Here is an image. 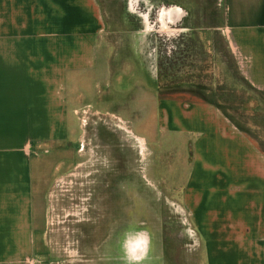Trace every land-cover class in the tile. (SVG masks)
Returning a JSON list of instances; mask_svg holds the SVG:
<instances>
[{"label": "crops", "instance_id": "1", "mask_svg": "<svg viewBox=\"0 0 264 264\" xmlns=\"http://www.w3.org/2000/svg\"><path fill=\"white\" fill-rule=\"evenodd\" d=\"M218 1L213 29L228 32L241 74L264 90V0ZM186 15L178 4L157 13L177 34L192 29ZM137 48L130 60L142 66ZM114 50L98 0H0V264H46L48 193L72 169L76 130L110 86ZM150 72L157 83L142 90L148 102L136 124L148 121L149 136L186 137L191 170L181 202L206 241L207 263L264 264V155L214 105L160 97Z\"/></svg>", "mask_w": 264, "mask_h": 264}, {"label": "rangeland", "instance_id": "2", "mask_svg": "<svg viewBox=\"0 0 264 264\" xmlns=\"http://www.w3.org/2000/svg\"><path fill=\"white\" fill-rule=\"evenodd\" d=\"M98 2L108 39L115 45L112 78L110 86L103 85L91 100L88 114H83L85 122L80 119L76 134L81 139L77 154L69 162L72 169L61 172L48 193L46 264H208L206 241L181 202L180 191L191 170L187 139L160 131L149 136L148 121L136 124L139 116L140 120L145 117L139 111L148 100L144 97L141 102L142 90L145 87L152 91L157 81L150 70L159 80L158 76H163L159 61L170 54L174 44L188 39L191 44L187 47L186 65L172 69L169 77H162L163 84L182 83L175 94L188 83L200 84L203 91L182 90L180 94L187 98L205 96L216 100L208 85L234 90L240 102L228 101L227 97L216 101L255 141L263 143L264 126L260 121L264 119L254 107L264 113V96L249 87L238 69L225 36L228 32L224 28L213 29L221 14L218 0ZM172 4L182 5L187 12L185 23L192 29L184 34H177L158 21L161 7ZM136 48L144 66L130 60ZM131 76L134 81H128ZM243 109H247L246 117L251 118V114L256 122L245 119L241 115ZM133 133L143 135L146 142ZM100 181H104L106 196L97 192ZM106 184L114 186L107 192ZM138 242L143 249L135 257L129 247Z\"/></svg>", "mask_w": 264, "mask_h": 264}, {"label": "trees", "instance_id": "3", "mask_svg": "<svg viewBox=\"0 0 264 264\" xmlns=\"http://www.w3.org/2000/svg\"><path fill=\"white\" fill-rule=\"evenodd\" d=\"M192 41L195 42V40H192ZM189 42H191V41L186 39L184 41L185 44H174L173 50H172V48H170V54L165 55L164 58L159 61V63H158L159 72L163 75V76H161V75L158 76L159 77V82H160L158 91H159L160 97L173 95V94H175V90L176 89L182 88V86H181L182 83L181 82H179V83L178 82H176V83L170 82V83H164L163 84L162 77H164V78L166 77L167 78V77H169V75H170L169 73L171 72L172 69H177L179 67H182L183 65L184 66L186 65V59L188 57V52H187L188 49H187V47H189V44H191ZM161 57L162 56H160V59H161ZM167 74H169V75L167 76ZM247 83H248V81H247ZM249 87L251 89H253L255 92L260 93L261 95L264 96V90L263 89H257L255 87H253L251 84H249ZM202 88L203 87L200 84H192V85H190L188 83V87H186V88H184L182 90H188L189 91V90L195 89V90H198V91H203ZM207 89L210 91L211 94H214V96L216 97V100H218V101H219V99H225L226 100V97H227L228 101H231V102H235L236 100L238 101V97L239 96H236L235 94H233L235 91L230 89V88H226V87H223V86H220V85L219 86H213V87L208 85ZM226 89H229V91H227ZM180 92L178 94H180ZM190 95H193V94H190ZM181 96L183 97V95H181ZM194 96H196V95H194ZM228 96H231L232 99L228 98ZM184 98H186V97H184ZM234 98H235V100H234ZM188 99H198V100L210 103V104H215L222 111V113L237 128H239L240 131L245 132L248 135L249 138L254 140V142H256V145L260 149V151H262V153H264V143L262 141H260V142L259 141H255L254 137L249 132H247V130L243 129L242 124L239 121H237L233 116H231L226 111V109L223 107V105L220 102H217L216 100H214V98H208V97L206 98L205 96L191 97V98H188ZM238 102H240V100ZM246 110L247 109H243V111L241 112V115L245 119H253L256 122V118L254 116H252L251 114H250L251 118L250 117H246V115H247L246 112H245ZM254 110H256L259 113L261 119H264V113H262L261 111H259V109H256L255 107H254ZM251 111H252V108H251ZM255 122H252V124H256ZM260 124L264 126V121L261 120Z\"/></svg>", "mask_w": 264, "mask_h": 264}, {"label": "flooded vegetation", "instance_id": "4", "mask_svg": "<svg viewBox=\"0 0 264 264\" xmlns=\"http://www.w3.org/2000/svg\"><path fill=\"white\" fill-rule=\"evenodd\" d=\"M165 10H166V8L162 9V10L160 11V15H159V20L161 21V23H162L163 25H164V23H163V19H164ZM143 18H144L145 23H146L147 15H144ZM101 174H103V172H102ZM102 177L106 179V176H105V175H103ZM103 182H104V181H100V185H99V184L97 185V187H98V188H97V189H98L97 192H99V194L101 193L100 195H102V196H106V195L103 194V189H102V188L105 186V184H104ZM112 183H113V181H112ZM106 186H107V188H106L105 191L108 192V190H109L112 186H114V185H113V184H110V185H107V184H106ZM116 193L118 194V191H116ZM104 198H105V197H104ZM104 198H103V199H104ZM112 198H114V200L117 201V199H116L115 196H112ZM103 199H102V200H103Z\"/></svg>", "mask_w": 264, "mask_h": 264}, {"label": "bare ground", "instance_id": "5", "mask_svg": "<svg viewBox=\"0 0 264 264\" xmlns=\"http://www.w3.org/2000/svg\"><path fill=\"white\" fill-rule=\"evenodd\" d=\"M142 243L138 242L129 247V252L131 255L138 257L140 255V252L142 251Z\"/></svg>", "mask_w": 264, "mask_h": 264}, {"label": "built area", "instance_id": "6", "mask_svg": "<svg viewBox=\"0 0 264 264\" xmlns=\"http://www.w3.org/2000/svg\"><path fill=\"white\" fill-rule=\"evenodd\" d=\"M83 114H85V112H84ZM83 114H82V116H81V122H85V117L83 116ZM82 118H83V119H82Z\"/></svg>", "mask_w": 264, "mask_h": 264}]
</instances>
